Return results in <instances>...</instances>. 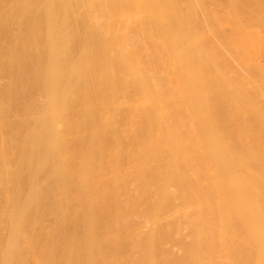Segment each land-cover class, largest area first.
<instances>
[{"label":"bare ground","instance_id":"6f19581e","mask_svg":"<svg viewBox=\"0 0 264 264\" xmlns=\"http://www.w3.org/2000/svg\"><path fill=\"white\" fill-rule=\"evenodd\" d=\"M0 264H264V0H0Z\"/></svg>","mask_w":264,"mask_h":264}]
</instances>
